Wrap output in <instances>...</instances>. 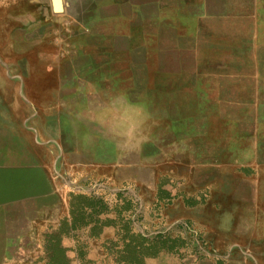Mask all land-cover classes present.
Segmentation results:
<instances>
[{
  "label": "rangeland",
  "instance_id": "374dc122",
  "mask_svg": "<svg viewBox=\"0 0 264 264\" xmlns=\"http://www.w3.org/2000/svg\"><path fill=\"white\" fill-rule=\"evenodd\" d=\"M51 1L63 12L51 14L47 1L6 5L42 4L50 44L47 63L10 53L0 64V79L6 70L26 76L21 87L18 79L0 81V264L207 261L205 230L192 226L182 206H199L206 216L216 169L205 165L221 155L222 141L231 165L264 164V0ZM31 71L50 73L38 78V94ZM121 93L147 101L153 113L147 141L135 151L122 150L96 120ZM175 105L198 117L221 105L232 121L211 127L216 144L208 152L204 140L176 133L177 153L175 132L206 128L170 126ZM190 147L203 150L199 161ZM169 155L177 161L164 160ZM117 159L128 164L120 177L139 182L112 179ZM162 161L183 167L158 176Z\"/></svg>",
  "mask_w": 264,
  "mask_h": 264
},
{
  "label": "crops",
  "instance_id": "0c3cea01",
  "mask_svg": "<svg viewBox=\"0 0 264 264\" xmlns=\"http://www.w3.org/2000/svg\"><path fill=\"white\" fill-rule=\"evenodd\" d=\"M8 1L9 0H0V64L6 65L8 61L4 59V57L10 53L20 59L28 57L32 65L47 63L49 60L47 57H44V55L50 44L49 30L45 31L43 27H40L43 20L42 17H44L45 14L44 11L46 10L44 9V11H42V4L38 8L34 6L35 9L33 7L28 9H26V7H18L9 10L6 6ZM29 1L36 3L47 1L46 9L53 15L63 12L61 7L54 8L51 0ZM257 16L258 13L256 11V21ZM46 18L44 17V21ZM31 72L33 74L31 78L36 82L34 94H38V78H44L46 75L50 76V73L45 72L39 77L40 75L36 74L34 71ZM3 74L0 81H16L18 79L21 81L20 87L22 86V80L26 78L24 74H13L8 72V70ZM54 78L57 79L55 76ZM31 102L35 104L33 101ZM35 105L38 109V105ZM174 107V114L172 112L166 116V121L169 122L168 124H170V126H180L181 129H183L182 127L190 121L195 122L198 127L204 126V128H206V132L197 131L195 133L191 130L192 128L189 132L186 129H179L178 132H175V152L177 153L181 147L179 143L180 140L178 139L180 136L176 133L183 134V136L189 138L191 142L193 139L196 143L199 140H204L207 146L206 152H208V146L213 145L214 147L216 144V141H213L210 137L209 131L211 127H218V125H221L223 126L222 128H225L229 126L232 121L226 114L227 110L223 109L221 105L220 107L215 106L214 110H216V113L205 117H198V115H196L197 113L195 115L186 116V114H180L177 105ZM206 138L207 140L205 141ZM224 143L225 141H222L221 149H219L222 158L221 155L218 156L217 154V160L215 159L216 163L205 165L206 167H214L216 169V176L212 179V182L210 181L206 185L210 193L206 203V216H201L199 206H191L190 208L186 207L185 204L182 206V210L184 209L186 213L184 217L190 218L192 226L197 230L200 229L201 232L205 230L206 241L210 249V253H207L210 259L196 264H264V191L262 190L264 186V164L259 160L258 164L253 165H247L245 163L243 166L231 165L230 162L226 161L227 158L231 159L230 156L228 157L226 154L230 148H226ZM226 144H228L226 146L229 147L231 142L228 140ZM117 151L119 152L118 148H116V152ZM190 152L193 153L196 161H199L198 153H202L203 150L200 151L190 147ZM142 156L144 155L139 154L138 163L145 166ZM256 157L258 156H255L254 161H256ZM170 158L173 157L169 155V157H165L164 160H169ZM173 160L177 161V155ZM197 164H199V162L196 163V165H193L192 162L190 166L198 167L199 165ZM126 165L128 164L117 159L115 165L111 169L112 179L118 184L123 182L128 185H133L139 182L129 175H126L124 178L120 177V168L124 167V170ZM201 166L204 165L202 164ZM247 166H251L252 168L249 169L250 167ZM182 167L183 166L180 164L175 163L172 165L168 163V161H162L160 162V168L157 173L158 176L161 172H165V174L178 173L176 170L182 169ZM156 175L154 171L153 176L155 178ZM140 186H142V184L140 185L139 183L136 189L139 190ZM152 188L155 189V186ZM159 205L161 206L163 204L159 203Z\"/></svg>",
  "mask_w": 264,
  "mask_h": 264
},
{
  "label": "clouds",
  "instance_id": "9594fccd",
  "mask_svg": "<svg viewBox=\"0 0 264 264\" xmlns=\"http://www.w3.org/2000/svg\"><path fill=\"white\" fill-rule=\"evenodd\" d=\"M105 134L115 139L122 150L141 149L150 134L153 113L147 101L130 102L121 93L112 98L108 107L96 114Z\"/></svg>",
  "mask_w": 264,
  "mask_h": 264
},
{
  "label": "trees",
  "instance_id": "16d2710c",
  "mask_svg": "<svg viewBox=\"0 0 264 264\" xmlns=\"http://www.w3.org/2000/svg\"><path fill=\"white\" fill-rule=\"evenodd\" d=\"M158 239H160V238H158ZM163 240H164V244H163L162 248H163V247L167 248L166 241H167L168 239L165 238V239H163Z\"/></svg>",
  "mask_w": 264,
  "mask_h": 264
},
{
  "label": "bare ground",
  "instance_id": "6f19581e",
  "mask_svg": "<svg viewBox=\"0 0 264 264\" xmlns=\"http://www.w3.org/2000/svg\"><path fill=\"white\" fill-rule=\"evenodd\" d=\"M247 81V80H246ZM246 81H245V83H246ZM248 82V81H247ZM250 82V81H249ZM235 83V82H234ZM238 83V82H237ZM213 86H214V84H213Z\"/></svg>",
  "mask_w": 264,
  "mask_h": 264
}]
</instances>
